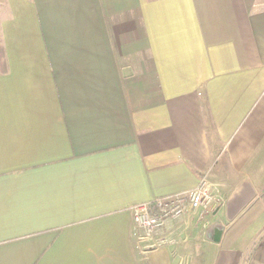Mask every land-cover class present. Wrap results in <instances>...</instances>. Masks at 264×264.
<instances>
[{
	"label": "crops",
	"instance_id": "obj_1",
	"mask_svg": "<svg viewBox=\"0 0 264 264\" xmlns=\"http://www.w3.org/2000/svg\"><path fill=\"white\" fill-rule=\"evenodd\" d=\"M0 49V264H264V0H0Z\"/></svg>",
	"mask_w": 264,
	"mask_h": 264
},
{
	"label": "built area",
	"instance_id": "obj_2",
	"mask_svg": "<svg viewBox=\"0 0 264 264\" xmlns=\"http://www.w3.org/2000/svg\"><path fill=\"white\" fill-rule=\"evenodd\" d=\"M216 201L210 190L208 174L204 173L189 193L158 196L133 205L131 212L141 236L146 238L161 229L169 219L184 215L188 208L199 211L200 218H203Z\"/></svg>",
	"mask_w": 264,
	"mask_h": 264
},
{
	"label": "rangeland",
	"instance_id": "obj_3",
	"mask_svg": "<svg viewBox=\"0 0 264 264\" xmlns=\"http://www.w3.org/2000/svg\"><path fill=\"white\" fill-rule=\"evenodd\" d=\"M0 53H1V49H0Z\"/></svg>",
	"mask_w": 264,
	"mask_h": 264
}]
</instances>
